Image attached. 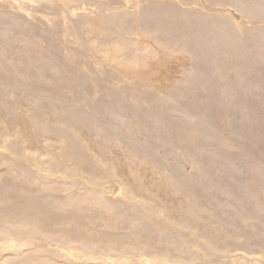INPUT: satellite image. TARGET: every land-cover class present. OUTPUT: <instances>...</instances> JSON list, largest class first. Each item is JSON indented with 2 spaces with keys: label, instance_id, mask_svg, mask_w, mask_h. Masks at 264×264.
I'll list each match as a JSON object with an SVG mask.
<instances>
[{
  "label": "rangeland",
  "instance_id": "374dc122",
  "mask_svg": "<svg viewBox=\"0 0 264 264\" xmlns=\"http://www.w3.org/2000/svg\"><path fill=\"white\" fill-rule=\"evenodd\" d=\"M0 264H264V0H0Z\"/></svg>",
  "mask_w": 264,
  "mask_h": 264
}]
</instances>
